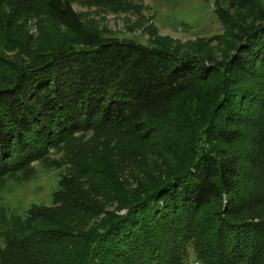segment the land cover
<instances>
[{
	"label": "trees",
	"instance_id": "1",
	"mask_svg": "<svg viewBox=\"0 0 264 264\" xmlns=\"http://www.w3.org/2000/svg\"><path fill=\"white\" fill-rule=\"evenodd\" d=\"M17 2L64 33L34 40L0 12V184L60 151L116 209L60 185L71 216L0 205V264H264V0L217 11L218 55L99 33L72 0ZM110 149L135 161L133 187Z\"/></svg>",
	"mask_w": 264,
	"mask_h": 264
},
{
	"label": "rangeland",
	"instance_id": "2",
	"mask_svg": "<svg viewBox=\"0 0 264 264\" xmlns=\"http://www.w3.org/2000/svg\"><path fill=\"white\" fill-rule=\"evenodd\" d=\"M5 1V0H3ZM1 4L0 12L9 18L14 14L24 16L17 22L19 31L33 35L34 40L60 36L64 29L51 21L38 10L26 12L17 9V0H6ZM73 7L85 25L99 33L125 38L145 45L161 46L176 51L212 53L218 55L227 50L231 42L226 35V27L217 16V11L227 13L239 7L244 0H72ZM16 3V4H14ZM5 5H10L6 7ZM16 10V11H15ZM21 32V31H20ZM186 106L194 105V114L198 109L195 102L185 99ZM90 135L84 136L87 139ZM110 149L104 162L115 167L114 174L118 182L125 181L133 187L140 176L133 165L119 159ZM102 154V153H101ZM155 155L149 150L141 152L136 162L150 167ZM70 165L59 151H51L45 157L32 163V173L27 177L6 178L0 184V205L7 213L23 214L32 206L43 208L48 215L57 220L61 215H69L72 210L63 207L52 195L60 186L76 188L86 198L104 203V210L115 211L116 204H110L104 195L85 184V178L73 175ZM77 174V173H76ZM103 214L99 215V219ZM70 232L71 230H67ZM13 264H26L19 258L12 259ZM187 264H201L190 251Z\"/></svg>",
	"mask_w": 264,
	"mask_h": 264
}]
</instances>
